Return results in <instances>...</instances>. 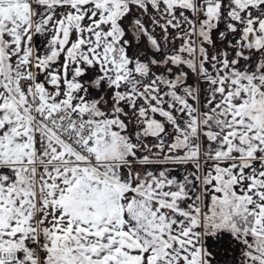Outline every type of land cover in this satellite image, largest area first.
<instances>
[{
	"label": "snow or ice",
	"instance_id": "snow-or-ice-1",
	"mask_svg": "<svg viewBox=\"0 0 264 264\" xmlns=\"http://www.w3.org/2000/svg\"><path fill=\"white\" fill-rule=\"evenodd\" d=\"M0 264H264V0H0Z\"/></svg>",
	"mask_w": 264,
	"mask_h": 264
}]
</instances>
